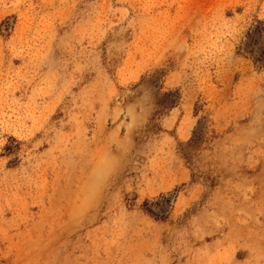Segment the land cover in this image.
<instances>
[{
	"label": "rangeland",
	"instance_id": "obj_1",
	"mask_svg": "<svg viewBox=\"0 0 264 264\" xmlns=\"http://www.w3.org/2000/svg\"><path fill=\"white\" fill-rule=\"evenodd\" d=\"M257 25L264 0H0V264H264Z\"/></svg>",
	"mask_w": 264,
	"mask_h": 264
},
{
	"label": "trees",
	"instance_id": "obj_2",
	"mask_svg": "<svg viewBox=\"0 0 264 264\" xmlns=\"http://www.w3.org/2000/svg\"><path fill=\"white\" fill-rule=\"evenodd\" d=\"M247 42L244 44L243 51L250 55L256 64L264 67V25H257L251 29L247 35ZM174 200L164 197L151 207L149 202L145 203L144 210L155 217L157 220H164L166 211L172 209Z\"/></svg>",
	"mask_w": 264,
	"mask_h": 264
}]
</instances>
